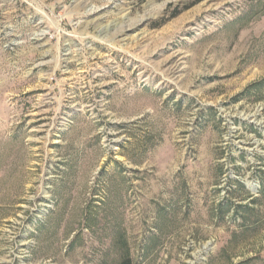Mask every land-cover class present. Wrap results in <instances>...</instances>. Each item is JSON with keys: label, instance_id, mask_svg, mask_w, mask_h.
Here are the masks:
<instances>
[{"label": "rangeland", "instance_id": "1", "mask_svg": "<svg viewBox=\"0 0 264 264\" xmlns=\"http://www.w3.org/2000/svg\"><path fill=\"white\" fill-rule=\"evenodd\" d=\"M127 258L264 264V0H0V264Z\"/></svg>", "mask_w": 264, "mask_h": 264}, {"label": "trees", "instance_id": "2", "mask_svg": "<svg viewBox=\"0 0 264 264\" xmlns=\"http://www.w3.org/2000/svg\"><path fill=\"white\" fill-rule=\"evenodd\" d=\"M189 8V7H188ZM186 8V9H188ZM179 14V13H178ZM178 14H175L172 16V18H175ZM121 264H132V260L131 258H127L124 262H122Z\"/></svg>", "mask_w": 264, "mask_h": 264}]
</instances>
